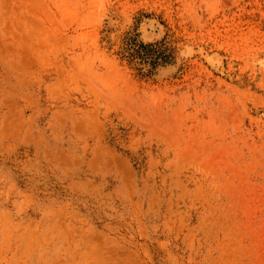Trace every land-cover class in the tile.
<instances>
[{
  "label": "rangeland",
  "instance_id": "1",
  "mask_svg": "<svg viewBox=\"0 0 264 264\" xmlns=\"http://www.w3.org/2000/svg\"><path fill=\"white\" fill-rule=\"evenodd\" d=\"M0 264H264V0H0Z\"/></svg>",
  "mask_w": 264,
  "mask_h": 264
}]
</instances>
